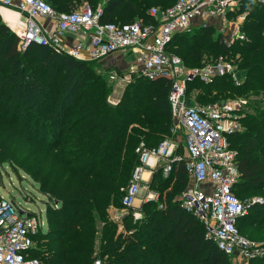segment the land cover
I'll list each match as a JSON object with an SVG mask.
<instances>
[{
    "label": "trees",
    "instance_id": "1",
    "mask_svg": "<svg viewBox=\"0 0 264 264\" xmlns=\"http://www.w3.org/2000/svg\"><path fill=\"white\" fill-rule=\"evenodd\" d=\"M46 1L58 11H72L85 1L97 9L103 0ZM176 1L106 0L102 21L155 22L151 7L166 9ZM242 2L238 14L247 12L241 26L246 37L231 44L221 34L214 37L216 49L242 71L240 83L224 73L208 82L196 77L187 90L200 91L197 99L203 104L256 97L239 111L244 129L229 139L238 150L240 169L234 190L242 199L264 198L259 194L264 193V3ZM211 30L206 25L176 32L168 51L181 56L177 40ZM191 53L202 59V52ZM96 63L37 43L22 48L0 14V164L26 170L54 201L46 207L47 226L36 237L40 264H237L206 238L202 221L182 208L181 195L190 181L184 162H176L166 176L162 165L153 172L150 186L161 201L124 206L139 161L137 146L156 147L174 133L172 82L135 75L120 101L112 103L111 81L97 72ZM111 208L129 209L123 219H129L126 233ZM238 226L251 240L263 241L264 203L252 205ZM251 264H264V257Z\"/></svg>",
    "mask_w": 264,
    "mask_h": 264
},
{
    "label": "built area",
    "instance_id": "2",
    "mask_svg": "<svg viewBox=\"0 0 264 264\" xmlns=\"http://www.w3.org/2000/svg\"><path fill=\"white\" fill-rule=\"evenodd\" d=\"M242 1L177 0L166 9L151 7L150 14L156 20L151 23L143 19L130 23L103 22V5L94 9L84 4L72 11H58L46 0H0V9L17 14L13 23L4 20L20 38L22 48L37 43L86 61L133 53L140 64V75L151 80L161 77L171 80L169 100L174 131L179 125L185 128L187 156L177 153L178 145L169 137L156 147L141 142L136 148L139 161L122 203L126 207L141 206L142 202L137 205L141 192L150 190L144 174L153 164H162L168 175L176 162H184L190 181L181 195L182 208L202 221L206 238L222 252L237 258L238 264H251L253 259L264 257V240L255 241L243 235L238 220L252 205L264 203V198L242 199L234 190L240 180V169L238 150L231 145L229 137L244 129L239 114L242 106L232 99L189 104L187 90L188 82L196 77L208 82L217 74L230 73L237 84L241 77L232 68L221 72L213 65L188 68L179 55L167 48L176 32L206 26L210 21L231 23L234 28L226 37L229 44L244 39L241 26L247 12L238 14ZM256 1L264 3V0ZM109 78L127 83L131 79L116 72ZM157 195L148 194L143 202ZM134 217L139 219L141 213L136 211ZM44 226L41 215L29 213L13 198L2 196L0 264H40L34 252L38 247L36 237Z\"/></svg>",
    "mask_w": 264,
    "mask_h": 264
},
{
    "label": "rangeland",
    "instance_id": "3",
    "mask_svg": "<svg viewBox=\"0 0 264 264\" xmlns=\"http://www.w3.org/2000/svg\"><path fill=\"white\" fill-rule=\"evenodd\" d=\"M105 1L106 0L101 1L100 3L97 4V6L102 5ZM84 4H89V2L85 1L81 4V6ZM159 7L163 9L161 6ZM233 20L231 19V22ZM209 26L211 27L212 30L208 32L207 35L203 33H198V35L193 37V39L191 40H186V39L181 41L177 40L175 43L176 44L175 51L180 53L181 55L180 57L182 58L185 65L191 69L192 68L201 69L207 65H213V66H217L219 72L226 71L230 68H232V70L234 71L235 70L237 71L238 64L231 61L232 58H230L228 55H224L220 53V51L216 49L214 43L215 41L214 37L218 34H221L226 40V37L230 35L229 32H231L234 27L231 26V23L229 22H227V24H224L220 21H210ZM179 42L182 43L183 45L180 46ZM186 44L188 46H191L192 49L186 48L185 47ZM191 51L202 52L203 53L202 59L201 58L199 59L197 55L192 54ZM122 55L125 56V53H122ZM110 57L106 58L103 61H100V63H96L95 66L97 72L104 74L106 77H108L109 81H111L109 75L114 72H116L121 76L122 75L130 76L131 78L130 81L134 78L135 75L142 74V71L140 70V64L137 62L135 54L129 53L130 60L128 61V67H124V69H122V67L115 66L117 60L110 59ZM220 64H223L224 67H220ZM237 72L239 74V72L242 71L239 69ZM128 83L122 81H111L112 91L109 96V100L112 103H117L120 101ZM198 92L200 91L194 90L193 92H191V94H189L190 98L188 97V101H192V103H202L197 99V95L199 94ZM255 98H256L255 96H253L251 99L241 96L231 99L240 102L242 106L241 110L242 109L246 110L248 109V106H250L251 101L254 100ZM185 133H186L185 128L179 125L177 128H175L174 133L168 137L172 138L182 146L185 140L184 137ZM156 193L158 195L153 200L157 201L159 199V193L158 192ZM259 194L264 195L263 192H260ZM0 195H1L0 197L4 196L8 198H13L17 202V204H20L24 208V210L28 211L29 213L41 215L44 220L45 227L47 226L46 207L50 203L53 204L54 201L51 200L46 194L40 191L38 184L34 181V179L26 170H23L22 168H17V166H13L10 163H1L0 164ZM162 203L164 204V202ZM110 212L112 218L115 221L121 222L119 229H124V232L126 233L127 230L125 224L129 223V219L128 221L127 219L126 220L123 219L129 214V209L111 208Z\"/></svg>",
    "mask_w": 264,
    "mask_h": 264
},
{
    "label": "crops",
    "instance_id": "4",
    "mask_svg": "<svg viewBox=\"0 0 264 264\" xmlns=\"http://www.w3.org/2000/svg\"><path fill=\"white\" fill-rule=\"evenodd\" d=\"M5 19V18H4ZM6 20V19H5ZM7 21V20H6ZM120 54V55H119ZM110 59H116V65L115 66H118V67H122V69H124V67H128V61L130 60V57H129V53H125V56L122 55V53H117V54H114V56H111ZM189 104H193L192 101H188ZM185 137V136H184ZM178 147H177V153L178 154H181L183 156H187V150H186V142L184 140V143L182 144V146L176 142ZM154 165V164H153ZM152 167H149L148 171L145 172L144 174V178L146 181H148L149 183V186L151 185V181H152V176H153V172L159 167L161 166L162 164H158V166H153ZM163 166V165H162ZM164 171V169H163ZM165 175V173H164ZM166 176V175H165ZM155 191L151 189V186H150V190L145 192V191H142L138 200H137V205L140 204L143 199L148 195V194H152L154 193Z\"/></svg>",
    "mask_w": 264,
    "mask_h": 264
},
{
    "label": "bare ground",
    "instance_id": "5",
    "mask_svg": "<svg viewBox=\"0 0 264 264\" xmlns=\"http://www.w3.org/2000/svg\"><path fill=\"white\" fill-rule=\"evenodd\" d=\"M0 10L6 20H9L12 23L15 21L17 15L15 12H11L9 10H6L5 8H1Z\"/></svg>",
    "mask_w": 264,
    "mask_h": 264
}]
</instances>
